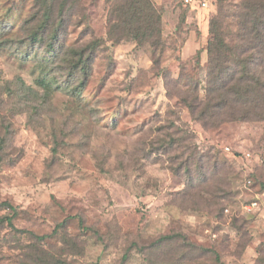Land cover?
I'll return each instance as SVG.
<instances>
[{"label":"rangeland","instance_id":"obj_1","mask_svg":"<svg viewBox=\"0 0 264 264\" xmlns=\"http://www.w3.org/2000/svg\"><path fill=\"white\" fill-rule=\"evenodd\" d=\"M110 1L67 5L69 45L104 39L73 98L61 62L49 68L52 96L36 84L46 48L25 23L36 0H0V203L16 207V229L49 236L39 247L68 264H264V121L204 127L180 100L197 84L205 97L211 20L222 1L234 41L243 0L196 10L152 0L163 10L157 54L107 41ZM177 120L194 134L190 172L179 151L156 143L178 137ZM28 237L0 230V264H34Z\"/></svg>","mask_w":264,"mask_h":264},{"label":"trees","instance_id":"obj_2","mask_svg":"<svg viewBox=\"0 0 264 264\" xmlns=\"http://www.w3.org/2000/svg\"><path fill=\"white\" fill-rule=\"evenodd\" d=\"M57 1L60 4L56 12ZM78 3L79 0H36L34 14L25 21L30 24V28L37 25L29 37L31 43L46 48V55L41 56V66L38 67L45 76L38 78L36 84L44 90L47 97L52 96L55 91L52 80L56 78L49 68L57 62L64 65L73 80L66 93L73 98L79 97L92 74L97 52L104 44V39L94 38L83 45H69V34L62 31H66L72 24L73 14H66V9L68 4L76 7ZM226 13L228 11L221 1L210 25L205 97H199L198 84L192 96L180 97L192 118L204 127H218L229 121H264V0H243L238 6L235 14L238 31L234 41L229 39V33L225 30ZM107 26V41L112 45L122 42L135 43L139 48L150 45L154 54L164 49L163 10L158 9L152 0L110 1ZM155 62L158 64V61ZM27 89L35 92L31 87ZM178 123L181 122L177 120L172 127L176 128ZM175 133L178 135L176 139L170 138L168 141L164 138L156 143L179 151L180 166L190 172L192 161L198 160L192 155L194 134L188 128L177 129ZM181 135L183 137L179 139ZM202 159L204 158L201 161ZM185 164L191 166H184ZM0 208L11 212V215L0 219V230L27 234L33 244L31 251L35 258L31 260L34 264H68L66 260L54 258L39 247L49 236H37L29 231L16 229V207L8 202H1ZM167 239L171 237L161 240ZM16 240L20 243V237ZM26 256L27 254L22 257L27 258ZM123 260L126 262L128 255Z\"/></svg>","mask_w":264,"mask_h":264},{"label":"built area","instance_id":"obj_3","mask_svg":"<svg viewBox=\"0 0 264 264\" xmlns=\"http://www.w3.org/2000/svg\"><path fill=\"white\" fill-rule=\"evenodd\" d=\"M186 4L187 6H189L192 10H196V9H206L207 8V2L205 0H203L202 2L200 0H186ZM257 203H253L252 205L255 206ZM248 210H251V207H249Z\"/></svg>","mask_w":264,"mask_h":264}]
</instances>
